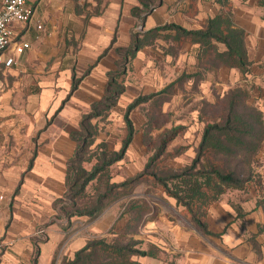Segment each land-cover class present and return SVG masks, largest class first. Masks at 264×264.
<instances>
[{
    "label": "crops",
    "instance_id": "crops-1",
    "mask_svg": "<svg viewBox=\"0 0 264 264\" xmlns=\"http://www.w3.org/2000/svg\"><path fill=\"white\" fill-rule=\"evenodd\" d=\"M230 2L235 26L247 34L253 65L246 76L227 66L210 74L215 72L222 86L233 79L250 83V102H256L264 114V6L260 0ZM180 3L181 12L177 10ZM27 5L35 11L32 23L17 22L12 28L13 42H26L30 47L13 65L0 66V115L7 116L2 126L23 124L29 130L25 143L16 130L18 144L6 148L0 143V151L25 147L36 153L29 168L28 158L12 170L10 157L0 158V195L4 196L0 264H62L90 240L128 225L118 203L93 220L73 217L69 226L66 220L54 218L57 211L53 207L67 190V162L76 150L72 134L79 129L81 114L104 97L108 73L120 59L117 48L131 45L132 31L141 22L139 32L170 23L197 30L223 6L217 0H162L141 21L132 13L139 0H27ZM183 49L193 50L196 58L199 55L197 44L184 43ZM77 79L78 87L72 91ZM258 156L264 162V144ZM235 193L244 192L229 191L209 207L206 223L212 235L194 223L187 227L180 220H170L164 213L149 218L133 237L143 242V249L152 244L161 253L134 260L138 264H264L263 202L258 194L245 193L248 197L239 203L233 198ZM48 223L46 239H36V230Z\"/></svg>",
    "mask_w": 264,
    "mask_h": 264
},
{
    "label": "trees",
    "instance_id": "trees-1",
    "mask_svg": "<svg viewBox=\"0 0 264 264\" xmlns=\"http://www.w3.org/2000/svg\"><path fill=\"white\" fill-rule=\"evenodd\" d=\"M161 1L139 0V6L134 7L132 13L144 21L146 15ZM217 1L223 6L222 11L209 18L203 28L189 30L170 23L146 32H137L132 35L129 47L117 48L120 58H134L140 50L154 46L159 40L171 44L170 52L182 48L184 43H192L199 45L198 58L205 70L217 71L220 67L227 66L239 69L244 76L248 75L253 63L248 55L247 34L234 24L233 5L230 0ZM260 5L264 6V0H260ZM115 40L114 38L113 43ZM108 79L104 97L92 106V111L95 112L84 116L80 122V131L72 134V139L78 143V147L74 156L67 162V190L64 198L72 201L71 211L66 213L67 216L70 219L75 216H88L93 220L101 213L103 201L113 194V188L128 189L133 182L149 175L168 196L176 200L177 205L184 207V214L191 223L199 226L206 234L212 235L206 223L209 207L229 190H245L246 185L255 178L254 159L264 144V114L256 102L250 103L252 88H248L245 81L246 87L236 86L218 100L215 108H218L219 113L205 119L202 139L196 157L190 165L175 172L162 167L148 174V164L145 171L131 181L115 186L107 182L106 191L98 197L96 206L87 210L88 203L83 202L86 209L82 210L80 201L87 197L88 186L99 178H109V168L123 159L132 143L135 129L128 114L142 103V99H139L128 108L125 116L128 134L122 149L112 152L107 150L106 144H100L98 148L102 150L99 153L97 150L91 155V158L96 157L97 163L88 171L84 164L91 159L85 156L97 135V126L92 124V120L102 117L104 112L114 107L124 92L118 73L109 72ZM79 82L80 79L74 81L72 91L77 89ZM101 106H104L103 111H98ZM177 135V131L168 135L161 149L163 154L167 145ZM182 153L179 151L177 155ZM124 229L119 232L113 230L114 237L110 240L107 237L90 240L84 248L76 252L73 259H65L63 264H138L134 260L136 256L160 255V248L152 244L143 249V242L134 239L133 233L120 234Z\"/></svg>",
    "mask_w": 264,
    "mask_h": 264
},
{
    "label": "rangeland",
    "instance_id": "rangeland-1",
    "mask_svg": "<svg viewBox=\"0 0 264 264\" xmlns=\"http://www.w3.org/2000/svg\"><path fill=\"white\" fill-rule=\"evenodd\" d=\"M177 10L181 12V3ZM141 23L137 29L132 31V35L140 31ZM170 49V43L159 40L154 46L147 47L143 51L140 50L134 58H120L117 61L113 72L118 73L119 82L124 87V92L114 107L104 112L102 117L92 120V124L97 126V135L85 156L91 159L84 164L85 168L90 171L97 163L96 157L91 158V155L97 150V153L102 150L98 148L100 144H106L107 150L112 152H119L122 149L128 134L125 118L128 108L137 100L142 99V103L128 114L135 129V136L123 159L109 168V178L108 176L99 178L88 186L87 197L80 201L82 210L86 209L83 207V202L88 203L87 210L96 206L98 197L106 191L107 182L115 186L131 181L142 174L148 164H150L148 174L160 170L162 167L175 172L190 165L196 157L202 139L206 126L205 119H210L219 113L218 108H215L218 100L236 86L246 87L248 85V88L252 87L250 83L245 85V82L239 83L235 79L222 86L219 84V77L215 78L217 76L215 72L210 74L208 69H204L193 50H184L183 46L175 52H170ZM145 98L148 99L144 101ZM101 100L91 103L89 108L81 114V120L89 113L95 112L92 111V106ZM103 108L104 106L99 107L98 111H103ZM17 114L10 117H17ZM6 118L7 116L0 115V143L5 144L6 148L18 144L16 142L19 141V137H15L13 134L16 130L21 132L23 135H21V139L24 137L22 141L25 143L28 128L23 124L2 126ZM78 128L73 133L80 131V123ZM174 131H177L178 135L167 145L163 154L161 151L163 142ZM75 143L77 149L78 143ZM25 149L22 147V150H1L0 158L2 156L10 157L12 164L9 167L10 170L18 167V163L23 158H28L27 168H29L33 164L36 152ZM179 151L183 153L177 155ZM253 168L254 180L246 185L245 190H241L244 193H235L233 198L241 203L246 196L248 197L245 193H256L261 198L259 201H262L264 205V162L262 157L258 155L255 157ZM20 189L21 185L17 187L16 192ZM112 192L113 194L103 201L98 217L111 205L118 203L116 206L121 208L125 220H128V224L131 222L120 234L140 232L149 218L157 217L161 213H164V216L169 217L170 220H180L181 223L190 227L191 221L184 214V207L177 205L176 200L168 196L149 175L133 182L128 189L116 187ZM64 195L54 201L53 207L57 211L54 218L57 221L66 220V226H69L72 218L70 219L66 213L71 211L72 201L65 199ZM149 211L154 212L147 217L146 213ZM56 220L52 219L51 222H56ZM49 225L50 223L39 227L36 230L35 238L41 241L46 239V227ZM115 229L112 228L105 237L109 240L112 239L114 237L113 230L118 232ZM40 231H43L41 235L38 234ZM260 251V254H263L261 249Z\"/></svg>",
    "mask_w": 264,
    "mask_h": 264
},
{
    "label": "built area",
    "instance_id": "built-area-1",
    "mask_svg": "<svg viewBox=\"0 0 264 264\" xmlns=\"http://www.w3.org/2000/svg\"><path fill=\"white\" fill-rule=\"evenodd\" d=\"M33 8L27 5V0H0V66L13 65L17 58L21 56L30 45L26 42H13V24L20 22L30 25L34 19ZM40 29L42 26H38ZM11 54L7 56V51L11 45ZM4 196L0 195L1 202ZM43 231L38 232L41 235Z\"/></svg>",
    "mask_w": 264,
    "mask_h": 264
},
{
    "label": "water",
    "instance_id": "water-1",
    "mask_svg": "<svg viewBox=\"0 0 264 264\" xmlns=\"http://www.w3.org/2000/svg\"><path fill=\"white\" fill-rule=\"evenodd\" d=\"M162 4V1L160 2V5ZM155 8H157V7H155ZM155 8H153L152 10H151V12L155 9Z\"/></svg>",
    "mask_w": 264,
    "mask_h": 264
}]
</instances>
